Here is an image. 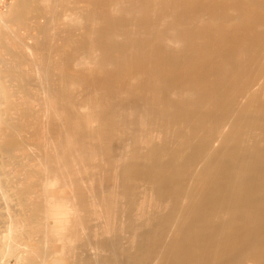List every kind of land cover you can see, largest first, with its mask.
Here are the masks:
<instances>
[{"label":"bare ground","instance_id":"6f19581e","mask_svg":"<svg viewBox=\"0 0 264 264\" xmlns=\"http://www.w3.org/2000/svg\"><path fill=\"white\" fill-rule=\"evenodd\" d=\"M88 1L97 7L63 26H84L94 39L49 50L82 65L71 81L83 89L46 79L48 94L37 97L19 61L37 68L49 51L28 59L6 49L16 62L0 68V264L7 255L17 264L45 260L49 241L61 239V227L48 224L67 220L53 186L74 187L83 220L111 232L94 244L115 264H264V0ZM11 6L4 15L19 31L42 10L29 0ZM1 32L14 33L5 23ZM32 102L45 105L43 114ZM35 224L43 229L32 249Z\"/></svg>","mask_w":264,"mask_h":264},{"label":"rangeland","instance_id":"374dc122","mask_svg":"<svg viewBox=\"0 0 264 264\" xmlns=\"http://www.w3.org/2000/svg\"><path fill=\"white\" fill-rule=\"evenodd\" d=\"M35 1H36V3L34 4ZM37 1L38 0H34V1L33 0H29V6L28 7L30 9H32L34 7V5L36 7L37 6L40 7V5H41L42 10L36 11V13L38 12L37 14L34 12L36 15H32L34 13L28 15V18L22 23V26L26 25L27 23H29L28 24V28H27V26H26V28H24L25 26H23L20 29V31H19L18 28L21 27V25L20 26L17 25L18 22L16 24L12 23V21L7 22L9 15H7V14L4 15V11L12 10V9H9V8H13V6H11V3H13V5H14V3L15 4L17 3V0H0V17L3 16L2 17L3 21L0 20V24H1L0 25V58H1V56L4 55L3 58H1L2 60L0 59L1 60L0 61V64H1L0 68L2 66H5V64H7V66H9V65H12L13 63L16 62V56L11 55V54H9L7 52L6 49H7L8 46L10 47V49H11V51L13 53L22 52L24 58L33 59L34 58L33 56H39L40 54H42V52L40 51L42 49H44V51H49L51 49H54L55 51L57 50L58 53H62V51H64V49L66 50L68 48H73V46L79 42L77 39L80 40L81 36H83V35L85 36V37L81 38V40H83V41L89 42L92 39L93 35H91L90 31H85L84 26H81V25L79 26L78 25V27H77V25H70L69 26L70 28L68 29V28L64 27L65 24L63 22H65L67 17L74 18V20L75 19L76 20L79 19L80 14L78 13V11L82 12V9H85V7L88 8L89 6H91L89 8H93L94 6L97 7L96 6V5H98L97 3L96 4L95 3H90L88 0H84L85 1L84 4H83V1H81V0H42V3H41V0H39L40 1V4H39V2L37 3ZM9 6H11V7H9ZM82 6H83V8H82ZM41 7H40V9H41ZM14 8H15V6H14ZM75 14H77L78 16L75 15ZM31 15L33 16V18L31 17ZM34 16L36 18H34ZM3 23H5L7 25V27L11 28V30L14 33H10V35L5 37L3 32H1ZM19 24H21V23H19ZM22 29L24 30V33H23ZM25 30H28L30 32L29 34H32L31 37H30L29 34H27L28 32L25 31ZM67 31H69L68 33H70L73 36L71 37L70 34L68 35L66 33ZM19 34H21V35L23 34V35L19 36ZM28 35H29V37H28ZM68 36H69V39L71 41L68 39ZM89 36H90V38H89ZM75 38H77V39H75ZM84 38H86V39H84ZM22 40H23V42L25 41L24 45H20L19 44L20 41H22ZM75 40H77V42H75ZM52 43H53V45H52ZM4 44L6 46H4ZM40 48H42V49H40ZM46 48H48V49H46ZM2 49H4V50H2ZM55 51L52 52V53H51V51H49V54L46 53L47 55L45 53H43V59H40V62L38 63L37 68H32V67H28L27 68V66H29V65H27L22 60L19 61V63H20L19 65H20L21 69H25V71L28 73V75L29 74H31V75L33 74L34 78L32 77L33 78V80H32L33 82L31 81V83H32L31 86L33 88V92L36 91L37 97H39V96L40 97H46L47 96V94H48L47 91L45 92L43 87H42V85H41V82L46 81V79H48L47 80V84L49 82V85H48L49 87H52V86L54 87L55 86V88H59L60 87L61 89L64 88L65 90H67L69 87H71L73 85L72 81H74V83H75V80L71 81V79H74L75 76L77 78L80 74H83V72L80 73V71L83 70L82 65L78 64L77 60L75 58H72L73 60L70 59L71 60L70 62L67 61V62L62 63L60 61V59H61L60 58V54H58V53L56 54ZM5 58L6 59H10V60H6ZM1 62H3V63H1ZM49 66H50V68H49ZM48 68H49V70L51 72L52 77H51V75H48ZM95 74L97 76L103 78L104 80H106L105 78H107V74L105 72L95 73ZM41 75H43L42 76L43 78L41 77ZM72 75H74V77ZM70 76H72V77L70 78ZM39 78L40 79L42 78V79L40 80ZM5 79L9 82L8 83L9 87H11L10 86V81L12 79L10 77H8V76H6ZM37 80L39 81L38 84H37ZM67 83H70V84L72 83V85L69 86ZM80 85L83 86V84H79V83H75L73 86H75V88H77V89H79V87H80V89H83V87L80 86ZM91 85L92 86L88 85V87H89L88 89L91 92L95 91L98 87H99V89H101V86L98 85V84H97L98 86L97 85L93 86V84H91ZM41 88H42V90H41ZM10 89H11V91L14 90V88H12V87ZM34 89H36V90H34ZM76 95L80 96V98H81V95L79 93L78 94L76 93ZM11 98L15 99V96H12ZM35 103L32 102L31 106H32V108L34 110H36V111L39 110L38 113H42L46 109L44 104L37 103V102H35ZM51 104L54 107H58V105H59V103L55 99H53L51 101ZM41 105H42V107H41ZM72 105H70V106H72L74 108L77 107V105H75L76 107L74 106V104H72ZM38 106L41 107V108H39ZM44 107H45V109H44ZM87 109H89L88 106H87V108L82 106L78 110L80 112H82L83 114H85L87 112ZM103 109H105V108H103ZM100 110H101V112L105 111V110H102V109H100ZM54 111L55 112H59L60 110L57 108V109H54ZM3 112H4V115H6V114L7 115H11L12 117L17 118L18 120L22 119V116L19 113H14L13 111L10 110V108L7 109V107L5 108L3 106ZM49 130H50L49 136L52 139V141L56 140V137L54 138V136H56V135L54 134L53 127L51 125L49 126ZM50 133H53V134H50ZM53 138H54V140H53ZM69 140H71V139H66V142L68 143ZM14 169H15V172H18V170H17L18 168H14ZM65 172H69L68 174L66 173L64 175L66 177L67 181L68 182L71 181L73 183L75 181V179H76L75 178L76 175H75L74 170H70L69 171V169H65ZM65 172H63V173H65ZM102 173H103L102 175H104V174L106 175V172L105 173L102 172ZM89 175H90L89 177L92 176L91 174H89ZM95 175L101 176V172H100V174L96 173ZM14 179L15 180L18 179L19 181L23 182V179L19 178V176H18V178L14 177ZM61 182H63V180L62 181L59 180L60 184H61ZM70 183L68 185H66V186L68 187L70 185ZM54 187L55 186H53V190H52V188L50 189L51 193H57L58 199H59V201L61 202V204L63 206V210L66 212V219L67 220L62 223V222H54L53 218H48L49 226L50 225H56V226L62 228V229L60 228V233L58 234V236H60L61 239H59L58 241H51L50 240L49 241L50 243L48 242L49 244H47V247H49V248H46L47 256L45 257V260H42V259H44L43 255H42L43 258L40 257L41 254L38 255V256H36L37 255L36 253H35L36 255H34V256L32 254H30V255L33 256V259H35V260H33V264H83V263L86 264L85 260L88 257H91V256H94V257H100L101 256L102 257V259L101 258L98 259V264L99 263H101V264H115V262L111 261V259H110L111 255L109 253L105 252V250L101 249L100 247H98V246H96L94 244L95 243L94 240H96V238L97 239H101V238L105 237V235H111V232L110 233L109 232L108 233H104V235L102 233V235H100V229L103 228L102 227L103 226L102 223L99 222V223L96 224L94 222V220H91L90 217H89L90 218L89 219L88 216H85L86 220H83L84 219V216H83L84 215V211H83V209H81L80 206L77 205L78 206L77 208H79V210H78L76 208V204L73 203V201H74V200H72L73 197L71 198V195L76 192V191H74V190H76L74 187H72V186H69L71 188H67L66 187L67 189L65 190V192L62 191V189L59 188V187H55V189L57 188L56 191H55ZM64 188H63V190H64ZM72 188H74V190H72V191L69 190V189H72ZM60 191H62L64 193V195L67 194V196L63 197V195H61L62 192H60ZM69 192L71 193L70 196H69ZM69 198H70L69 201H71V203H69L68 200H67ZM74 210H75V212H74ZM80 212H81V214H80ZM75 213H77V214L75 215ZM77 216H82V217H77ZM77 218H79V219H77ZM79 220H80V223H79ZM99 224H100V226H99ZM36 226L37 225L35 224V230H34V233H33L32 236L34 238H36L37 244H35L36 240L32 236L30 237V239L33 238L34 240L33 239H31V240L34 243H32V241L29 238L27 239L28 241H30V244L33 245L31 247L32 249L36 248V245H38L40 237L42 235L41 229H43V226H39V227L38 226L36 227ZM73 226H75V227H73ZM83 226H84V228H83ZM2 227L3 226L0 224V232H2V234H3L4 233V228H2ZM99 227H102V228L99 229ZM27 228H28V225H27ZM85 228L86 229L88 228V230H86ZM36 232H38V233H36ZM39 233H41V234H39ZM93 234H95V236ZM122 234L124 236L128 235L126 231H124V233H122ZM79 235H81V236H79ZM76 240H78V241L76 242ZM86 241L89 242V243H87ZM55 242H56V244L57 243H60V244H58V246H57L55 244ZM51 244H53V245L55 244V246H53ZM92 244H93V246H92ZM94 245L96 247H94ZM53 247H55V248H53ZM83 251H85L84 252L85 254L83 253ZM99 251H101V252H99ZM49 252H50L51 256H50ZM107 254H108V256H107ZM7 256L8 257L5 256V260H6V262L8 264H17L16 260L14 259L15 258L14 256H12V255H10V256L7 255ZM37 258H38V260H37ZM36 260H37V262L38 261L39 262L38 263L34 262Z\"/></svg>","mask_w":264,"mask_h":264}]
</instances>
